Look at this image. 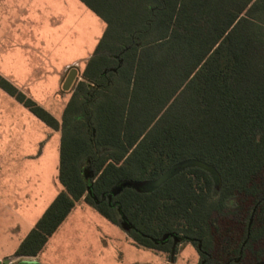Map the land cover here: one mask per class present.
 <instances>
[{
	"label": "trees",
	"instance_id": "obj_1",
	"mask_svg": "<svg viewBox=\"0 0 264 264\" xmlns=\"http://www.w3.org/2000/svg\"><path fill=\"white\" fill-rule=\"evenodd\" d=\"M81 1L106 29L61 121L0 74L62 133L61 190L13 256H38L84 198L117 225L124 214L139 246L170 254L177 236L198 264H264V0ZM186 159L214 165L221 188L192 167L109 199Z\"/></svg>",
	"mask_w": 264,
	"mask_h": 264
},
{
	"label": "rangeland",
	"instance_id": "obj_2",
	"mask_svg": "<svg viewBox=\"0 0 264 264\" xmlns=\"http://www.w3.org/2000/svg\"><path fill=\"white\" fill-rule=\"evenodd\" d=\"M105 29V23L80 0H0V70L61 119ZM71 66L78 67L80 74L72 88L63 91V79ZM60 137L42 135L33 150L47 167L44 191L60 187ZM22 188L21 192L32 194L31 199L16 202L25 205L33 203V196L43 186L31 183ZM1 204L0 257L6 260L11 256L9 264H16L21 258L12 255L29 224L23 220L22 211L11 214ZM88 208L78 209L76 216L49 238L41 251L43 264H170L169 253L137 245L120 225ZM198 260V248L192 242L178 245L177 264H198Z\"/></svg>",
	"mask_w": 264,
	"mask_h": 264
},
{
	"label": "crops",
	"instance_id": "obj_3",
	"mask_svg": "<svg viewBox=\"0 0 264 264\" xmlns=\"http://www.w3.org/2000/svg\"><path fill=\"white\" fill-rule=\"evenodd\" d=\"M71 67L67 69L66 73H68V70ZM0 74L3 75L1 70ZM11 82L25 94H27L15 82ZM0 91L4 95L0 97V202H2L1 205L6 209V211H9L11 214L22 211V218L27 224H29V229L31 231V229L35 226L37 221L41 218V216L44 214L46 209L53 202V200L61 190L60 184V187L56 186L51 190L47 189L46 191H44V184H47L48 182L47 167L45 165V162L41 161L40 155H35L34 153H36V151L33 150H36L42 135L46 136L49 133L51 135L61 136L62 133L61 130H56L48 126L45 122L35 116L28 108L17 101L13 96L8 94L5 90L0 88ZM56 118L61 121L60 118ZM59 144L60 152L61 137ZM33 145L35 146L32 147ZM31 183L43 186V188L33 196V203H28L25 205L16 204V202L27 201L32 198V194L30 192H21L23 189L22 187ZM88 207H90L93 211L98 212L83 198L71 211V213L61 224V226L64 225L66 221L70 219V217L77 214L78 209H83V211H86L87 209H89ZM27 217H31V220H28ZM17 228H19V226H17ZM29 229L27 234L30 232ZM27 234L19 239L17 243L18 246L21 241L27 236ZM40 257L41 253L38 256L29 259H35L43 264L40 261ZM2 258L3 257H0V261L4 260ZM199 261L200 256L198 263ZM165 264H169L168 261H165ZM175 264L177 263L175 262Z\"/></svg>",
	"mask_w": 264,
	"mask_h": 264
},
{
	"label": "water",
	"instance_id": "obj_4",
	"mask_svg": "<svg viewBox=\"0 0 264 264\" xmlns=\"http://www.w3.org/2000/svg\"><path fill=\"white\" fill-rule=\"evenodd\" d=\"M79 74H80V70L78 67L73 66L69 69L67 76L62 84L63 91H69L72 88L75 81L79 77ZM192 167H198L209 172L214 181L215 188L217 190L221 188L222 177L218 169L214 165L199 159H186L174 164L172 167L167 169L162 175H160L155 179L144 180V181H123L119 183L118 186L112 190V194L109 195V199L111 200L113 195H118L126 187L133 188L141 193H151L156 189H158L159 187H161L168 180L179 174L180 172L185 171L186 169ZM85 176L88 179L94 178L93 171L90 168H87L85 170ZM88 192L89 193L92 192L91 188L88 189ZM94 198L96 201H98L97 197ZM119 211L121 212L120 208ZM120 226L121 228H123V230H125L128 233L133 228V225L127 220V217L124 214H122V220ZM167 238H169V235H165L162 238V240H165ZM173 238H174V242H173L172 251L170 253V264H175L176 250L178 245L182 243L181 238L177 236H174ZM9 263L10 261L8 258L4 261H0V264H9ZM16 264H41V263L35 259L25 258L19 260Z\"/></svg>",
	"mask_w": 264,
	"mask_h": 264
}]
</instances>
